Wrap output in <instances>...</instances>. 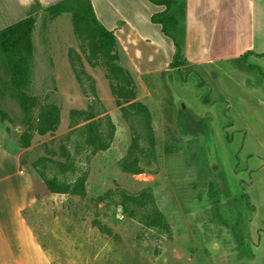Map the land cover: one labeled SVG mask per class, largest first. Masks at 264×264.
Masks as SVG:
<instances>
[{"label": "rangeland", "instance_id": "1", "mask_svg": "<svg viewBox=\"0 0 264 264\" xmlns=\"http://www.w3.org/2000/svg\"><path fill=\"white\" fill-rule=\"evenodd\" d=\"M121 1L142 13L155 9L142 0L91 4L105 21L107 9L114 13ZM169 1L177 24L167 31L179 46L184 7L181 0ZM262 2L247 1L254 8L251 39L240 37L230 23L224 35L218 22L214 43L218 40L230 60L227 71H211L214 83L203 73L188 75L169 66L139 76L124 49H90L74 30L70 13L33 16L29 82L21 90L27 106L2 85L0 65V125L17 142L30 133L28 146L22 147L23 169L43 193L49 191L44 178L73 183L87 171L83 196L59 193L37 204L58 206L54 216L74 222L71 264H264V77L259 74L264 57L251 58L254 64L247 56L244 61L234 57L248 42L264 51V33L257 31H264ZM127 50L142 71L168 60L165 51ZM114 64L135 80L132 101L146 107L148 124L137 107L129 106L132 101L123 102L112 91ZM105 115L114 125L111 143L88 156L86 138L106 129ZM41 120L48 123L43 134L37 132ZM133 129L140 144L153 137L155 160L133 152L141 156L140 173L117 164L127 155Z\"/></svg>", "mask_w": 264, "mask_h": 264}, {"label": "crops", "instance_id": "2", "mask_svg": "<svg viewBox=\"0 0 264 264\" xmlns=\"http://www.w3.org/2000/svg\"><path fill=\"white\" fill-rule=\"evenodd\" d=\"M58 1L60 0H0V30L25 17L35 16ZM159 1H166L172 7L169 0ZM247 1L181 0L184 7L185 34L179 46L186 62L179 70L187 71L188 75L203 73L213 83L216 81L212 78L213 69L228 70L229 67L225 64L230 56L220 48L218 40L214 43L218 22H221L224 35L228 32L230 23L240 37L251 39L256 33L253 27L254 8ZM142 2L154 6L148 0ZM116 5L114 13L107 9L109 15L105 21L95 8L94 11L98 20L113 32L116 48L124 49L129 67L139 76L155 74L168 67L176 47L172 37L162 33L161 25L151 21V16L158 11L157 7L142 13L125 1ZM257 31L259 35L264 33L259 29ZM224 43L225 40L222 45ZM248 43L236 51V59H241L247 51L264 53L263 50L252 49ZM127 49H152L151 54L155 50L165 51L168 60L163 66L142 71L133 62ZM246 56L251 64H254L251 58L255 61L264 57L248 53ZM223 77L230 79L226 72ZM21 155L22 147L0 125V264H71L75 259L68 240L72 239L70 246H73L74 222H69L68 218L60 221L58 216H54L58 206L37 205L43 202V197L48 200L55 199L60 194L49 191L43 193L44 187L23 169ZM60 209L69 214L67 207ZM47 213L51 215L49 219H46Z\"/></svg>", "mask_w": 264, "mask_h": 264}, {"label": "trees", "instance_id": "3", "mask_svg": "<svg viewBox=\"0 0 264 264\" xmlns=\"http://www.w3.org/2000/svg\"><path fill=\"white\" fill-rule=\"evenodd\" d=\"M150 3L157 7L158 11L151 16V21L161 25V31L165 36L168 35L167 28L169 26H175L177 20L169 14L170 4L166 1L148 0ZM64 12L70 13L72 16V23L74 30L78 37L83 41L89 42L90 49H105V53L111 46H115V36L113 32L106 28L101 21L98 20L94 11L91 0H60L52 5L43 9L45 16L53 18ZM35 23L33 16L25 17L11 25H8L0 30V65L3 69L4 80L2 85L5 89L15 91L17 96L20 97V104L22 107H26L27 97L24 96L21 91L29 82L30 71V59L32 56V40L31 33ZM176 47L175 53L169 68L175 69L179 72L180 67L185 64L186 59L183 56L180 46L172 38ZM96 47V48H95ZM248 54H254L258 57H263L264 53H256L253 51H247ZM242 55L243 61L246 54ZM248 67H253L248 65ZM112 74L110 78L116 83L112 85V91L120 97L123 102L133 100L134 91L137 89L135 80L131 77L130 73L118 64H114L110 67ZM259 71V70H258ZM259 74L264 77V72L259 71ZM200 84L203 80L200 78ZM121 100V101H122ZM118 100L117 103L121 104ZM130 107H137L138 112L145 118V123H149V112L146 107L141 103L131 102ZM106 129L100 131L97 129L95 135L86 138V145L89 149V155H94L98 150H106L112 140L114 134V125L108 115L103 117ZM100 124V123H99ZM99 124L97 128H99ZM48 129V123L41 120L37 127V132L43 134ZM30 133L24 132L18 140L20 147H27ZM132 142L128 149L127 155L119 159L117 164L123 171L131 173H140L142 168L138 164L139 156H134V151L137 149L142 154V158L148 160H155V151L153 148V137L150 140L144 137L149 144H140L135 129L132 130ZM86 170L81 176L77 178L73 183L63 182L62 184L56 183V177L51 179L44 178V182L52 193H71L84 195L83 184L86 176Z\"/></svg>", "mask_w": 264, "mask_h": 264}]
</instances>
